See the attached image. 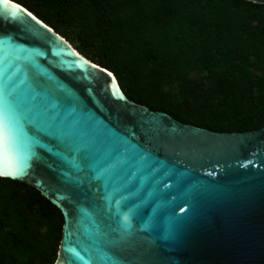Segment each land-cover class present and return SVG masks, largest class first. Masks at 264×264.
<instances>
[{
    "label": "water",
    "instance_id": "1",
    "mask_svg": "<svg viewBox=\"0 0 264 264\" xmlns=\"http://www.w3.org/2000/svg\"><path fill=\"white\" fill-rule=\"evenodd\" d=\"M0 173L62 211L56 264H264V127L213 131L130 100L12 0H0Z\"/></svg>",
    "mask_w": 264,
    "mask_h": 264
},
{
    "label": "trees",
    "instance_id": "2",
    "mask_svg": "<svg viewBox=\"0 0 264 264\" xmlns=\"http://www.w3.org/2000/svg\"><path fill=\"white\" fill-rule=\"evenodd\" d=\"M12 1L114 73L130 100L213 131L264 127V3ZM64 225L37 189L0 178V264H56Z\"/></svg>",
    "mask_w": 264,
    "mask_h": 264
},
{
    "label": "rangeland",
    "instance_id": "3",
    "mask_svg": "<svg viewBox=\"0 0 264 264\" xmlns=\"http://www.w3.org/2000/svg\"><path fill=\"white\" fill-rule=\"evenodd\" d=\"M191 77H192L193 79L199 80V79H202L203 74L193 73V74L191 75ZM172 89H173L175 92L177 91V87H176V86H173Z\"/></svg>",
    "mask_w": 264,
    "mask_h": 264
},
{
    "label": "snow or ice",
    "instance_id": "4",
    "mask_svg": "<svg viewBox=\"0 0 264 264\" xmlns=\"http://www.w3.org/2000/svg\"><path fill=\"white\" fill-rule=\"evenodd\" d=\"M5 2L7 3V0H5ZM0 175H3V173H0Z\"/></svg>",
    "mask_w": 264,
    "mask_h": 264
}]
</instances>
